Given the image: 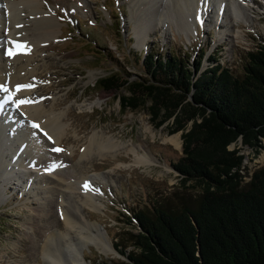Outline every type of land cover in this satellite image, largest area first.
I'll return each instance as SVG.
<instances>
[{
	"label": "rangeland",
	"instance_id": "obj_1",
	"mask_svg": "<svg viewBox=\"0 0 264 264\" xmlns=\"http://www.w3.org/2000/svg\"><path fill=\"white\" fill-rule=\"evenodd\" d=\"M39 1L54 17L56 32L44 42L45 46L49 42L45 50L36 47L27 53L36 62L30 78L35 91L31 98L50 113L61 114L65 129L55 143L39 129L25 126L35 144L27 143L23 149L21 137L27 133L21 125L23 115L17 130L8 122L12 118L0 111V124L9 129L11 136L0 135V150L5 152L0 163L9 164L8 173L0 166V264H45L41 257L45 241H51L69 263L70 241L75 242V251L80 254L81 262L77 264L117 258L121 256L114 247L118 233L135 230V222H127L128 207L155 197H195L200 189L190 181L185 188L172 166L182 155L181 130L170 133L168 121L156 126L143 107L122 109L119 95L125 89H99L97 79L112 71H127L130 78L145 76L141 59L155 48L163 57L172 53L185 56L192 65L200 60L201 69L209 63V56L216 57L240 72L244 51L255 48L264 38V0H225L222 13H217L218 0H213L210 7L200 8L197 13L201 18L197 16L186 29L179 28L173 17L170 22L157 23L150 12L160 8H153L151 2L147 8L143 0ZM231 1H235L233 6ZM0 5L5 1L1 0ZM138 18L146 25L139 26ZM1 47V55L7 58L8 53L1 52ZM18 52L23 53V48ZM4 96L1 90L2 108L10 101ZM54 101L57 103L53 105ZM90 101L92 107L81 105ZM176 133L179 145L165 139ZM91 136L111 138L121 152L106 158L96 157L95 153L85 159L82 153ZM18 142L23 152L11 154L5 148ZM262 144L256 151L239 139L229 148L240 147L245 155L244 166L251 172L264 165V140ZM130 146L136 147L137 153L123 151ZM57 147L62 151H55ZM140 154L149 156L152 163H137ZM79 176H88L86 190L95 206L84 203ZM61 209L77 218L75 226L63 220ZM83 224L87 227L81 228ZM96 231V242L82 238L83 234L92 237Z\"/></svg>",
	"mask_w": 264,
	"mask_h": 264
},
{
	"label": "trees",
	"instance_id": "obj_2",
	"mask_svg": "<svg viewBox=\"0 0 264 264\" xmlns=\"http://www.w3.org/2000/svg\"><path fill=\"white\" fill-rule=\"evenodd\" d=\"M172 54L150 49L141 59L145 76L112 71L98 88H124L122 109L143 107L156 126L181 130L182 155L172 166L185 188L190 181L200 192L128 207L135 230L118 233L121 256L92 264H264V165L249 172L240 147L229 148L239 139L263 146L264 38L244 51L240 72L216 57L201 69L200 60Z\"/></svg>",
	"mask_w": 264,
	"mask_h": 264
},
{
	"label": "bare ground",
	"instance_id": "obj_3",
	"mask_svg": "<svg viewBox=\"0 0 264 264\" xmlns=\"http://www.w3.org/2000/svg\"><path fill=\"white\" fill-rule=\"evenodd\" d=\"M4 1H5V5H0V45L2 44V47L1 46L0 47L2 49L1 52L9 53V50H11V52L14 54L13 55L8 54L7 58L5 57L3 58V56L0 53V85L3 86L1 87L0 92L2 90V93L6 95L4 96L6 98L9 96V94H14V95H13V99L9 101V105H6L5 107L2 108L0 104V111H3L1 114L6 117L10 116L12 120L11 121L8 120V122L10 123L11 126L18 128L17 130H20L21 126L18 127V124L20 123L19 119L20 117H22L21 115H23L21 120L22 121L21 125H23V130L26 129V128L24 129L25 126H29L30 128L33 126V122H36L37 124L40 125V128H42L44 132H47L48 136L52 137L51 140L55 141L56 143L57 141L61 140L64 133L65 125L63 126L62 117L60 116L61 114L59 115L58 113H50L51 111H47L45 108L43 109L42 103L35 102L31 98L32 95L35 93V91H33V87L30 85V78L31 75L34 74L36 62L31 54H27L30 51L32 52L34 48L36 50V47L37 50L38 49L40 51H42L43 49L45 50L46 48L44 47L49 45L48 42L45 46L44 42L48 40L47 38H50V36H53L56 32V27H55L56 23L54 17L50 13H48L44 5L39 0H4ZM207 1L208 2H206L205 0H164L161 1L160 4L157 3L158 0H143L142 2L147 4V8H149L150 2L153 3V8L155 6H158L160 8L159 11L150 12V15L151 14L154 15V19L156 20L157 23H161V21L164 20L170 22L171 21L170 18L173 17L176 19V24H179V28L186 29L188 28L190 22H193L194 19H197V16L201 18V15L199 16L200 13L199 14L197 13L200 12L201 7L204 9L210 7L213 4V0H207ZM232 1H231V5L233 6L235 1L234 2ZM225 6H226L225 0H218L216 7V9L218 10L217 13L219 12L222 13L223 7H224L223 12H224ZM137 20L140 24L139 26L146 25V22L143 19L138 18ZM39 26L40 29H38ZM35 29L38 30L36 31ZM25 42H27V45H25V47L23 48V53H19L18 51H20V49L22 50V48H18L17 45H24ZM22 56L24 58L20 59V57ZM4 65L7 66V68H5ZM17 85H30L31 87H23L20 90H17ZM4 89H7V91H5ZM102 96L103 95L101 94L100 97ZM25 98L30 102L20 104L19 106H17V104L14 102L16 100H22ZM56 103L57 102L54 101L53 105ZM81 105H83L84 107H92V101L81 103ZM26 132L27 133L25 135L23 134V136L21 137V143L23 142V149H25L27 143L31 145L33 143L35 144L34 142L35 140H33L32 135L28 131ZM1 133H3V135L5 134L6 136H10L9 129L5 128V125L3 124H0V135ZM91 137L90 140L88 141L89 142V144H87L88 146L82 153V155H86L85 159H89L90 158L89 156L91 155L95 156V153H96V157L99 156L100 158H106V157H113L118 152H121V150H118L116 148L117 143H114V141L112 142L110 140L111 138L109 139L108 137L103 136L104 138L101 137L99 139V137L97 136L98 139H96L94 136ZM165 139L174 143L175 145H179L180 140L177 133L167 136L165 137ZM1 143L2 140L0 138V145ZM18 144L19 142L16 144L10 143V145L7 144L5 148L10 150L11 154L12 153L15 154L19 150L23 152ZM12 145L16 147L15 148L14 146L11 147ZM123 151H132L135 154L137 153V148L130 146L129 148L124 149ZM4 154L5 152L0 150V156H3ZM135 161L140 164L152 163V159L146 154L137 155ZM1 165L4 166L2 167L3 172L8 173L9 164H5L1 162L0 166ZM2 168L0 167V172ZM79 179L83 184L82 191L85 193L84 203H88V205L95 206L96 204L93 202L90 192L86 190V187L88 186V181H87L88 176L86 177L79 176ZM60 211L63 220L66 223H72L73 226H75L74 223L77 221L76 220L77 218H75V216L70 214L71 212L69 213L65 209H61ZM83 226L86 225L83 224L81 228L87 227V226L86 227ZM98 235L99 232L96 231V232H92V237L90 235L83 234L82 238H84L85 242H89L90 240L96 242V240H99ZM67 247L69 248V252H72L71 254L72 261L70 263L67 262L66 258H64L61 253H59V250L57 248L53 247V243L51 241L50 242L45 241L44 244L41 245V252H42L41 257L43 258L44 263L45 264H71V263L77 264V262H81L80 254H78L75 251L76 248L75 242L70 241V243L67 244Z\"/></svg>",
	"mask_w": 264,
	"mask_h": 264
},
{
	"label": "snow or ice",
	"instance_id": "obj_4",
	"mask_svg": "<svg viewBox=\"0 0 264 264\" xmlns=\"http://www.w3.org/2000/svg\"><path fill=\"white\" fill-rule=\"evenodd\" d=\"M25 45H27V42H25L24 43V45H17V47L18 48H24L25 47ZM9 55H13L14 53H12L11 52V50H9V53H8ZM0 87H3V86H0ZM23 87H31L30 85H17V90H20L21 88H23ZM5 91H7V89H4ZM13 95L14 94H9V96L7 97V99L8 100H12L13 99ZM16 104H17V106H19L20 104H23V103H29L30 101H28L26 98L25 99H22V100H16V101H14ZM33 128H37V129H39L41 132H43V134L45 135V136H47V138L49 139V140H51L52 139V137L51 136H48V134H47V132H44V130L42 129V128H40V125L39 124H37L36 122H33ZM55 151H62V149H60V148H56V149H54ZM47 170H51V169H47Z\"/></svg>",
	"mask_w": 264,
	"mask_h": 264
}]
</instances>
